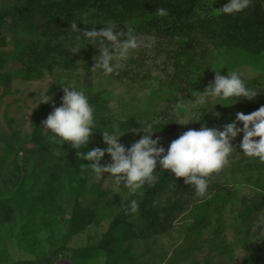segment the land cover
Here are the masks:
<instances>
[{
	"label": "rangeland",
	"instance_id": "374dc122",
	"mask_svg": "<svg viewBox=\"0 0 264 264\" xmlns=\"http://www.w3.org/2000/svg\"><path fill=\"white\" fill-rule=\"evenodd\" d=\"M10 2L0 0V11ZM225 3L205 0L201 13L216 14L215 8ZM87 7L80 11L78 28L115 26L118 42L97 36L90 43L82 32L56 28L48 34L47 15L41 13L0 17V264H264V227L252 219L264 194V162L241 151L242 132L231 141L228 163L208 178L224 186L207 197L203 223L194 222L199 208L190 205L172 211L163 224L135 221V233L121 224L105 249L95 247L113 217L131 200H140L145 185L132 193L108 173L98 178L82 166L90 162L79 158L70 143L59 145L51 134H43L42 121L60 106L62 86H90L106 97L102 111L110 122L96 126L89 148H106L101 132L111 131L114 123L123 133L119 141L128 148L149 121L157 126L152 138L159 137L157 146L167 150L188 129L204 124L222 130L236 112L248 114L264 105V51L215 47L188 26L171 33L138 31L130 26L132 16L121 23ZM130 37L136 38L137 47L125 51ZM105 48L112 56L113 72L108 75L94 67ZM68 55L86 63L65 68L49 59ZM84 65L93 66V72ZM218 69L225 76L228 70L238 72L257 96L212 97L193 106ZM47 86L54 103L38 102ZM187 120L198 121L182 124ZM237 125L242 127V122ZM100 163H111L110 155L105 153ZM60 246L63 253L57 251Z\"/></svg>",
	"mask_w": 264,
	"mask_h": 264
},
{
	"label": "clouds",
	"instance_id": "9594fccd",
	"mask_svg": "<svg viewBox=\"0 0 264 264\" xmlns=\"http://www.w3.org/2000/svg\"><path fill=\"white\" fill-rule=\"evenodd\" d=\"M250 3L251 0H227V3L215 9L219 15H233L243 12ZM156 11L159 16L167 15V10L164 8ZM70 27L73 31L87 35L90 43L97 36H103L113 42H118L120 39V33L115 30V26L82 31L78 28V24L73 22ZM136 47L135 37H130L124 43L125 51ZM95 61L94 67L102 69L104 75L113 72L110 49L99 50V58ZM214 72L213 81L200 91L203 95L195 101L193 106L204 105L208 98L212 97L221 100L230 98L252 100L257 96L258 92L248 87L238 72L228 70L226 76L220 74L219 69ZM62 87L63 96L60 106L53 107L42 121L40 128L43 134H51L59 145L70 143V146L77 150L76 155L79 158L90 162L82 166L90 168L92 173L101 179L103 173H108L117 186L123 183L124 187L132 193L146 183L149 185L156 183L158 176L154 173L159 163L160 169L169 170L175 177H183L185 184L192 185L198 195L204 196L208 190V178L228 163V157L234 147L231 141L241 132L243 133L239 144L241 151L248 157L264 162V105L248 114L236 112L235 119L223 125L222 130L220 127H207L204 124L199 129H188L178 138L173 139L167 150L163 146H157L159 137L152 138V134L156 131L153 130L150 122H145L141 129L143 135L128 148L119 141L123 133H120L119 125L116 123L112 125L111 131L101 132L106 148H89L92 134L97 129L95 109L83 89L70 84ZM47 91L48 86L38 102H53L52 98L46 94ZM240 99H236L235 102ZM189 121L198 120H187L182 124ZM237 122H242V127H239ZM83 148L87 150L78 151ZM105 153L110 155L111 163L101 165L100 161ZM138 209L137 201L131 200L126 212L136 213Z\"/></svg>",
	"mask_w": 264,
	"mask_h": 264
},
{
	"label": "trees",
	"instance_id": "16d2710c",
	"mask_svg": "<svg viewBox=\"0 0 264 264\" xmlns=\"http://www.w3.org/2000/svg\"><path fill=\"white\" fill-rule=\"evenodd\" d=\"M205 0H11L9 4L4 6L0 11V17L5 15H15L27 17L33 14H45V30L50 34L53 28L61 31H72L70 24L75 22L81 23L79 18L80 11L93 6L95 11L101 12L102 16L118 20L121 23L128 17H131L134 30L153 31L154 33L163 32L171 33L178 29L188 26L200 33L206 40L210 41L213 46L235 47L238 46L246 51L253 50L256 53L264 51V0H251L248 8L243 12L233 15H219L215 13H201ZM164 8L167 10L166 16H159L157 9ZM58 15L61 17L58 18ZM193 17V18H192ZM128 23V22H126ZM49 25H52L49 28ZM40 26V25H38ZM134 26V27H133ZM37 55V52H34ZM87 56H85L86 58ZM52 63L65 68H74L77 63H86L85 59H81L76 55H68L60 59L50 57ZM43 63L44 59L39 58ZM84 68L89 72H93V66ZM4 79V77H1ZM0 79V82H2ZM89 98L90 104L95 109L96 126L102 127L110 122V117L103 115L105 107L104 99L99 92L92 90L90 86L83 89ZM218 119V118H217ZM149 122V121H148ZM151 123V122H150ZM153 125V123H152ZM144 126V125H143ZM153 128H157L153 125ZM6 144L10 147L11 142ZM3 159H0L2 167ZM240 165V164H239ZM158 179L154 185L145 184V190L142 197L137 201L139 209L136 213L126 209L130 204L125 206L117 213L108 228L100 239L96 248L105 249L112 242L114 235L119 231L121 224H125V231L129 229L136 232L133 228L135 221H148L150 223H165L173 217L176 209H185L192 205L199 208V215L195 216L194 222L203 223L206 209L209 205L207 197L215 196L217 191L223 190L224 184L210 183L207 193L200 196L196 193L192 185L184 183L183 177H175L169 170L157 169L154 173ZM123 184V183H122ZM257 214L252 217L258 220L261 227H264V194L260 201L254 206ZM153 212V218L149 213ZM156 221V222H152ZM164 229V228H163ZM166 229V228H165ZM161 230H155L159 233ZM58 252L63 253L62 246L58 248ZM77 251V250H75ZM48 261V260H47ZM15 264H34L32 260H21Z\"/></svg>",
	"mask_w": 264,
	"mask_h": 264
}]
</instances>
